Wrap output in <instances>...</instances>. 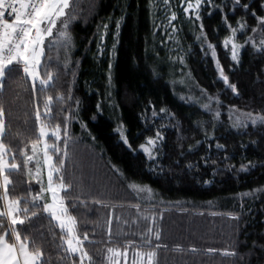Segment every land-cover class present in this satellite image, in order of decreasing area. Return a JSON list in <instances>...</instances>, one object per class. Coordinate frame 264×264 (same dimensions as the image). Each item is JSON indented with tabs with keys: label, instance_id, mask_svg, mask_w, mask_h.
Returning a JSON list of instances; mask_svg holds the SVG:
<instances>
[{
	"label": "trees",
	"instance_id": "trees-1",
	"mask_svg": "<svg viewBox=\"0 0 264 264\" xmlns=\"http://www.w3.org/2000/svg\"><path fill=\"white\" fill-rule=\"evenodd\" d=\"M76 2L82 18L72 28L75 39L72 59L79 61L78 68L73 64L76 72L73 92L75 98L82 102L79 119L87 125V131H83L81 123H71L72 142L65 175L73 181V195L82 192L89 200L88 208L70 209V214L77 218L79 232H88L92 242H85L86 250L95 264H104L108 247L122 253L119 264H133L136 252L148 250L157 253L158 264H264V251L260 247L264 246V192L241 198L243 193L264 188V127L249 126L237 131L229 120V108L232 106L239 112L254 114L264 110V58L255 55L249 44L241 50V60L237 65L231 60L230 48L226 50L222 43L228 35L223 24L224 14L234 27L241 16L245 17L249 28L246 33L238 34L237 42L240 44L253 35L251 28L256 26L254 18L250 13H244L242 8L233 10L231 0H213L216 5L225 6L224 13L205 4L201 8V20L197 21L194 15L183 12L186 3L181 5L180 0H170L171 11L177 13V20L172 24L179 29L170 40L165 33L172 34L167 20L171 11L164 10L162 0H153L157 7L152 9L151 14L149 0ZM243 2L252 4L255 10L259 0ZM125 12L127 21L112 55L115 20ZM258 14L264 15V12ZM109 16L113 19L109 35L105 38L106 52L101 56L97 54L98 26H101L102 32V24L108 22ZM201 23L209 42L216 45L217 59L230 82L237 85L239 95L233 94L219 78L211 53L206 55L201 50V43L196 39ZM259 39L257 34V43ZM60 55L62 58L63 53ZM52 56L55 66V49ZM178 57H183V63ZM110 60L114 85L110 90L111 97L106 88ZM23 77L22 69L11 74L5 81L0 102L4 104L6 120L10 125L5 142L13 148L17 163L21 164V169L10 175L13 181L10 195L30 201L28 191L38 192L40 185L23 168L20 150L24 149L32 155V142L38 131L33 115L32 81ZM73 80L72 71L65 74L61 66L56 87L47 94L55 96L57 92H63L66 95ZM201 89L218 97L221 102L219 107L212 103L213 111L221 113L219 120H214L213 115L201 107L207 102L206 96L200 103L181 99H199ZM72 103L74 106L75 102ZM97 103H103L104 111L93 120ZM110 103L118 107H109ZM153 106L158 113L161 108L167 109L175 119L169 122L160 113L153 121ZM60 107L56 105L58 116ZM144 114L149 118L147 124L141 119ZM57 122L53 120V127ZM120 123L126 126L130 142L137 150L135 158L114 132ZM162 124L166 127L161 128ZM158 128L165 140L160 158L150 162L139 151V145L144 143L145 137L154 136ZM205 132L212 139H206ZM197 141L201 143L197 145ZM52 142L49 140V143ZM217 143L224 145V149L218 150ZM60 147L63 148V145ZM205 157L208 158L207 164L203 159ZM38 158L46 185L43 154L39 152ZM249 163L253 167L240 171L242 165ZM187 164L197 167L189 171ZM113 165L123 175L116 173ZM157 165L163 167V172ZM36 166L34 159L29 165L33 173ZM154 167L155 172L149 171ZM204 181L210 183L205 184ZM129 182L148 185L155 193L153 200L148 201L146 196L144 202L141 201L137 193L129 188ZM93 198L102 199L108 206L92 205ZM137 204L140 205L139 212L135 207ZM232 215L240 217L238 224L230 218ZM144 216L149 219L145 221ZM152 216L156 218L160 239L156 240L155 233H152L149 249L142 247L145 245L142 236L147 235ZM109 217L112 218L110 242ZM8 223L5 217L4 226L8 227ZM16 227L18 230L24 228L20 225ZM23 235L30 236L42 247L45 264H73V257L63 251L67 245L61 247L60 229L55 222L50 223V218H33L32 225L22 232ZM193 248L195 252L191 251ZM230 251L238 255H225ZM75 261L79 264L78 256Z\"/></svg>",
	"mask_w": 264,
	"mask_h": 264
},
{
	"label": "snow or ice",
	"instance_id": "snow-or-ice-1",
	"mask_svg": "<svg viewBox=\"0 0 264 264\" xmlns=\"http://www.w3.org/2000/svg\"><path fill=\"white\" fill-rule=\"evenodd\" d=\"M164 10L171 11L170 0H162ZM187 4L183 8L185 15H194L195 20H201V8L203 5H211L213 9H218L222 14L224 7L216 5L213 0H180V4ZM233 10L243 9L244 13H250L251 17L255 20V27L251 28L253 35L248 36L243 44L237 42L238 34L247 32L249 25L244 16L237 20L236 26H232L226 14L223 15V24L228 30V35L223 39V47L231 51V60L239 65L241 60V50L251 45L255 55L264 58V15L258 14L264 12V0H259L255 10L253 5L244 3L243 0H231ZM95 6L93 5V8ZM150 14L152 9L157 7L153 0H149ZM91 14V12H90ZM82 18V14L78 11L76 0H0V94L5 90V81H7L14 71L22 69L24 79L32 81V96L34 108L35 126L38 135L35 141L32 142V155H28L24 149L20 150L23 157V168L27 169L30 178H33L37 184L40 185L39 191H28L29 199L25 197H14L10 195V186L13 181L10 175L14 171L21 169V164L17 163V158L14 154L13 148L5 140L10 133V125L6 120V110L3 102H0V204L3 205L0 209V264H45L43 259L42 247L37 245L35 240L28 235H23L33 223V218H50V223L55 222L56 226L60 229L61 247L66 255L73 257V264H76L75 257H79V264H95L93 257L89 255L86 250L85 242L91 243L89 234L84 231L82 234L78 229V220L75 216L70 214V209L78 207L88 208L89 200L84 193L73 195L74 184L73 181L68 180L65 173L67 171V162L69 159V145L71 141L70 125L72 122L81 123L83 131H87V125L79 119V109L81 101L74 96L73 87L76 77V72L73 70L79 67V61H73L72 55L75 48V39L72 28L76 22ZM85 21L87 17H83ZM112 17H108V22L102 24V32L98 26V43L97 54L104 55L106 52L105 38L109 35ZM168 25L172 27V34L165 33L171 40L173 34L177 33V29L172 22L177 20V13L171 11V15L167 17ZM127 21V15L122 14L115 20V32L112 33L113 44L111 54L114 55L119 43L122 28ZM257 34L260 35L259 43H257ZM198 42L201 43V50L211 53L212 59L216 64V69L219 78L223 81L226 88H230L232 93L239 95L236 84L230 82L228 75L225 74L224 68L217 59L216 45L209 42V37L205 32L203 23L200 25L199 34L196 36ZM206 45V48L204 47ZM56 51V63L53 66L52 52ZM61 52L63 57L61 58ZM183 63V57H178ZM63 67L65 74L72 71L73 85L68 88L67 94L57 92L55 96L49 93V90L56 87V80L59 76V69ZM112 62L109 61L108 65V78L106 88L108 96L111 97V89L114 87L112 80ZM43 69V71H41ZM43 94V95H42ZM207 97V102L203 103L201 107L204 111L213 115L214 120H219L221 113L213 111L212 103L215 102L217 107L221 105L218 97H214L201 89V97L199 99L194 97H181L182 100H189L193 103H200V100ZM41 99L43 103L41 104ZM75 102L74 106L72 102ZM61 105L59 116L56 112V105ZM109 107L117 108L118 105L110 103ZM42 108V110H41ZM103 103H97L96 114L92 119L96 120L98 116L103 114ZM235 106L229 108V120L232 128L239 131L241 128L264 127V110L260 113L254 114L253 112H239ZM160 113H163L171 122L175 117L168 112L167 109L161 108ZM156 112L154 106L151 119L154 121L160 116ZM233 117H235L233 119ZM141 119L147 124L149 118L146 114L141 116ZM163 119V117H161ZM53 120L58 122L53 127ZM199 124V122H197ZM166 125H161V128ZM179 131V124L176 125ZM150 130V129H149ZM119 136L120 142L133 154V158L138 154L137 150L133 148L126 126L123 123L117 125L114 129ZM19 135V133L17 134ZM91 135V133H89ZM206 139H212L205 132ZM52 140V143L48 141ZM95 141V137H92ZM165 136L161 129L155 131L154 136L145 137L144 143L139 145V151L150 162H154L160 158V149ZM201 142L197 141V145ZM63 145V148L60 145ZM43 151V168L47 169V184L43 180V173L41 162L38 158V153ZM218 150L224 149V145L216 144ZM192 149L190 148L189 151ZM183 155V153H181ZM55 156V161L53 160ZM36 160V169L33 173L29 167L33 160ZM205 164L208 158H203ZM227 159V157H225ZM215 163V162H213ZM113 170L120 175L123 173L115 165L112 166ZM160 172H163V167L157 165ZM197 165L187 164L186 168L191 171ZM234 167V166H233ZM253 165H242L240 171H248ZM149 171H156V168H150ZM58 177V180L56 179ZM205 184L210 181H204ZM129 188L138 194V198L143 199L139 194H146L148 201H152L155 193L148 185L137 184L136 182H129ZM258 192H264V188L253 189L251 192L241 194V198L246 196H254ZM67 201V203H66ZM92 205H99L107 207L102 199H91ZM21 205H24L21 207ZM137 211H140V205H135ZM42 214H47L42 216ZM7 218L8 227L3 224V219ZM145 221L149 219L148 216L143 217ZM232 220L239 223V216L232 215ZM119 220V218H116ZM155 216L151 217V226L147 229V235L142 236L145 245L151 249L149 237L155 233L156 240L160 239V232L156 228ZM136 221H134L135 223ZM111 224L112 218L109 217V242L111 239ZM17 225L24 226L23 229L18 230ZM94 235V233H93ZM14 238V239H13ZM159 247V245H157ZM264 251V246H260ZM255 248V244H254ZM191 251L195 252L193 248ZM208 251H215L208 249ZM106 255L103 258L104 264H119V257L122 253L112 247L106 249ZM126 255V253H125ZM225 255L236 256L235 251L225 252ZM157 253L153 250L145 252H136L134 254L133 264H158L156 259ZM243 257H241L242 259Z\"/></svg>",
	"mask_w": 264,
	"mask_h": 264
},
{
	"label": "rangeland",
	"instance_id": "rangeland-1",
	"mask_svg": "<svg viewBox=\"0 0 264 264\" xmlns=\"http://www.w3.org/2000/svg\"><path fill=\"white\" fill-rule=\"evenodd\" d=\"M48 142H49V141H48ZM40 147H41V151H40V153L43 154V151H42V145H40ZM45 169H46V168H45ZM46 176H47V169H46ZM137 195H138V194H137ZM139 195L143 197V199H140V200L144 202V199H145V197H146V194H139ZM146 200H147V199H146Z\"/></svg>",
	"mask_w": 264,
	"mask_h": 264
},
{
	"label": "crops",
	"instance_id": "crops-1",
	"mask_svg": "<svg viewBox=\"0 0 264 264\" xmlns=\"http://www.w3.org/2000/svg\"><path fill=\"white\" fill-rule=\"evenodd\" d=\"M0 209H2V204H0Z\"/></svg>",
	"mask_w": 264,
	"mask_h": 264
}]
</instances>
